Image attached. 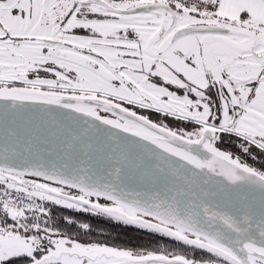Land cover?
I'll return each instance as SVG.
<instances>
[{"label": "snow or ice", "instance_id": "snow-or-ice-1", "mask_svg": "<svg viewBox=\"0 0 264 264\" xmlns=\"http://www.w3.org/2000/svg\"><path fill=\"white\" fill-rule=\"evenodd\" d=\"M0 264H264V0H0Z\"/></svg>", "mask_w": 264, "mask_h": 264}, {"label": "trees", "instance_id": "trees-1", "mask_svg": "<svg viewBox=\"0 0 264 264\" xmlns=\"http://www.w3.org/2000/svg\"><path fill=\"white\" fill-rule=\"evenodd\" d=\"M113 237L119 236L120 240H128L132 239V244L135 245L137 243L143 244L146 241L142 237H138L134 230L130 231H122L121 226H110L106 229Z\"/></svg>", "mask_w": 264, "mask_h": 264}]
</instances>
